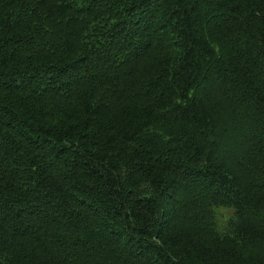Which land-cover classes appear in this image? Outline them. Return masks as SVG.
I'll list each match as a JSON object with an SVG mask.
<instances>
[{
    "label": "trees",
    "instance_id": "16d2710c",
    "mask_svg": "<svg viewBox=\"0 0 264 264\" xmlns=\"http://www.w3.org/2000/svg\"><path fill=\"white\" fill-rule=\"evenodd\" d=\"M0 264H264V0H0Z\"/></svg>",
    "mask_w": 264,
    "mask_h": 264
}]
</instances>
